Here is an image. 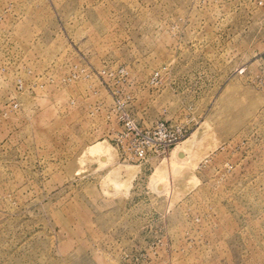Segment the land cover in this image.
I'll return each mask as SVG.
<instances>
[{"label": "rangeland", "instance_id": "rangeland-1", "mask_svg": "<svg viewBox=\"0 0 264 264\" xmlns=\"http://www.w3.org/2000/svg\"><path fill=\"white\" fill-rule=\"evenodd\" d=\"M0 264H264V0H0Z\"/></svg>", "mask_w": 264, "mask_h": 264}, {"label": "built area", "instance_id": "built-area-1", "mask_svg": "<svg viewBox=\"0 0 264 264\" xmlns=\"http://www.w3.org/2000/svg\"><path fill=\"white\" fill-rule=\"evenodd\" d=\"M120 127L115 141L126 162H145L151 157L163 156L184 137L180 128L160 122L143 129L128 116L121 118Z\"/></svg>", "mask_w": 264, "mask_h": 264}, {"label": "bare ground", "instance_id": "bare-ground-1", "mask_svg": "<svg viewBox=\"0 0 264 264\" xmlns=\"http://www.w3.org/2000/svg\"><path fill=\"white\" fill-rule=\"evenodd\" d=\"M162 181V180H161ZM167 186V185H166Z\"/></svg>", "mask_w": 264, "mask_h": 264}]
</instances>
